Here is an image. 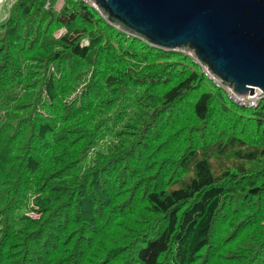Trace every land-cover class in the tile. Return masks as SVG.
Listing matches in <instances>:
<instances>
[{
  "label": "trees",
  "instance_id": "16d2710c",
  "mask_svg": "<svg viewBox=\"0 0 264 264\" xmlns=\"http://www.w3.org/2000/svg\"><path fill=\"white\" fill-rule=\"evenodd\" d=\"M56 2L0 24V264H264V99Z\"/></svg>",
  "mask_w": 264,
  "mask_h": 264
},
{
  "label": "water",
  "instance_id": "95a60500",
  "mask_svg": "<svg viewBox=\"0 0 264 264\" xmlns=\"http://www.w3.org/2000/svg\"><path fill=\"white\" fill-rule=\"evenodd\" d=\"M110 24L189 52L235 95L264 91V0H90Z\"/></svg>",
  "mask_w": 264,
  "mask_h": 264
},
{
  "label": "rangeland",
  "instance_id": "374dc122",
  "mask_svg": "<svg viewBox=\"0 0 264 264\" xmlns=\"http://www.w3.org/2000/svg\"><path fill=\"white\" fill-rule=\"evenodd\" d=\"M15 0H0V24L5 21L6 25L10 23V21L7 19V14H8V10L11 6V4L14 2ZM63 0H57L54 8L55 9H59L60 6L62 5ZM48 5V2L46 3V6ZM3 26V25H2ZM161 49V48H160ZM165 50V49H164ZM173 51V50H171ZM180 53L185 52V54L190 55L189 52L187 51H183V50H174ZM226 92V91H225ZM260 92H263L262 90H260ZM261 100H259L260 102ZM258 102V104H259ZM257 104V106H258ZM256 106V107H257ZM253 116L255 118H257V123L256 126H258L259 124H262L264 122V117L262 114V110L261 108H258L255 110V112L253 113ZM239 223L238 220H235V224ZM223 223H220L218 226L219 229V234L222 236L223 234ZM259 234L261 236H259ZM238 237V236H237ZM221 241V240H220ZM219 241V242H220ZM238 241V238H236L235 242ZM247 241H253L254 243L251 244V246L249 247L250 249H255L257 248L260 244L264 243V221L263 220H258L257 224L255 227H249L248 229V233H247Z\"/></svg>",
  "mask_w": 264,
  "mask_h": 264
},
{
  "label": "built area",
  "instance_id": "2783aa9c",
  "mask_svg": "<svg viewBox=\"0 0 264 264\" xmlns=\"http://www.w3.org/2000/svg\"><path fill=\"white\" fill-rule=\"evenodd\" d=\"M85 2H89L91 5L92 3L90 2V0H83ZM203 68V67H202ZM203 72L204 74L213 80V82L217 85L222 87L228 94V96H230L232 98V100L239 104V105H243L246 106L248 108H255L259 102V100L264 99V93L263 92H258L256 94H253V96L250 97H246V96H240V95H235L230 88L222 85L221 83H219L215 78H213V76H211L207 70L205 68H203Z\"/></svg>",
  "mask_w": 264,
  "mask_h": 264
}]
</instances>
